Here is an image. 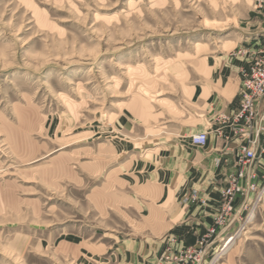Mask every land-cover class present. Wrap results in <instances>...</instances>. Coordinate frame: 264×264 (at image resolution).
Here are the masks:
<instances>
[{"label": "rangeland", "instance_id": "obj_1", "mask_svg": "<svg viewBox=\"0 0 264 264\" xmlns=\"http://www.w3.org/2000/svg\"><path fill=\"white\" fill-rule=\"evenodd\" d=\"M261 5L0 0V264L167 262L150 255L179 240L161 172L221 124L264 46ZM251 206L211 264H264V197Z\"/></svg>", "mask_w": 264, "mask_h": 264}, {"label": "built area", "instance_id": "obj_2", "mask_svg": "<svg viewBox=\"0 0 264 264\" xmlns=\"http://www.w3.org/2000/svg\"><path fill=\"white\" fill-rule=\"evenodd\" d=\"M261 4L262 7L264 0H261ZM263 98L264 46L255 54L250 64L241 70L239 107L218 117V121L225 126L219 124L190 136L192 144L204 146L211 133L222 136L225 135L224 128L229 127L242 139L237 153L238 169L227 176L214 224L201 234L194 244L179 246L178 242L174 241L169 245L162 258L170 264H211L209 259L213 252L215 255L212 258H216L232 237L245 230L246 222L254 211L251 203L254 205L263 199L264 111H259ZM192 197L195 199L197 194L194 192ZM239 197L243 199L237 206Z\"/></svg>", "mask_w": 264, "mask_h": 264}, {"label": "crops", "instance_id": "obj_3", "mask_svg": "<svg viewBox=\"0 0 264 264\" xmlns=\"http://www.w3.org/2000/svg\"><path fill=\"white\" fill-rule=\"evenodd\" d=\"M248 64L238 65L235 70V82L231 99L225 112H231L240 105L241 70ZM264 98L259 105V111H264ZM197 112V110H195ZM197 131V127H188ZM200 132V131H199ZM226 136L210 134L206 145L197 146L191 143L178 144L179 158L175 162L171 159V176L163 169L161 174L162 184L173 186L171 198L162 197L163 218L161 226L164 231L172 232L179 236L178 245L194 244L198 237L214 224L215 217L221 204V191L226 185L227 176L238 169L237 153L242 143L239 137L232 140L234 135L229 127L224 128ZM228 135V137H227ZM175 162V164H174ZM166 173L168 175L166 176ZM197 194L194 199L193 193ZM238 198L237 206L242 201ZM152 231L159 232L160 225L155 222ZM155 227V228H154ZM171 242H161L157 252H150L157 256L167 251ZM149 255V256H150ZM162 264H170L163 262Z\"/></svg>", "mask_w": 264, "mask_h": 264}, {"label": "bare ground", "instance_id": "obj_4", "mask_svg": "<svg viewBox=\"0 0 264 264\" xmlns=\"http://www.w3.org/2000/svg\"><path fill=\"white\" fill-rule=\"evenodd\" d=\"M261 39H264V38L262 37ZM229 236H232V235H229ZM229 236H228V237H229ZM228 237H227V238H228ZM227 238H226V239H227ZM226 239H225V240H226ZM234 239H235V236L232 237V239L230 240L229 244L225 247V249H223L220 253H218L217 258H218V257H221V255L226 251V249L229 247V245L232 243V241H233ZM225 240H224V242H225Z\"/></svg>", "mask_w": 264, "mask_h": 264}]
</instances>
